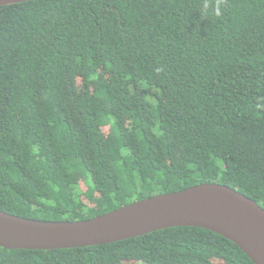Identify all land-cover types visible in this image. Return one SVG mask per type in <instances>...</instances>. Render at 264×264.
I'll list each match as a JSON object with an SVG mask.
<instances>
[{
    "label": "trees",
    "instance_id": "16d2710c",
    "mask_svg": "<svg viewBox=\"0 0 264 264\" xmlns=\"http://www.w3.org/2000/svg\"><path fill=\"white\" fill-rule=\"evenodd\" d=\"M264 209V0L0 7V212L89 220L199 184ZM0 264H253L175 227Z\"/></svg>",
    "mask_w": 264,
    "mask_h": 264
},
{
    "label": "water",
    "instance_id": "95a60500",
    "mask_svg": "<svg viewBox=\"0 0 264 264\" xmlns=\"http://www.w3.org/2000/svg\"><path fill=\"white\" fill-rule=\"evenodd\" d=\"M31 0H0V7ZM175 227L209 230L264 264V209L220 184H199L156 195L101 216L74 222L30 220L0 212V248L75 249L99 246Z\"/></svg>",
    "mask_w": 264,
    "mask_h": 264
}]
</instances>
